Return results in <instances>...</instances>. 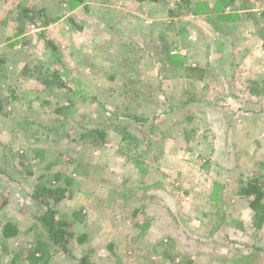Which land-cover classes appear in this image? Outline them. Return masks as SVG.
Segmentation results:
<instances>
[{"label": "rangeland", "instance_id": "1", "mask_svg": "<svg viewBox=\"0 0 264 264\" xmlns=\"http://www.w3.org/2000/svg\"><path fill=\"white\" fill-rule=\"evenodd\" d=\"M53 65L71 90L37 81ZM113 110L147 118L129 127L145 174ZM57 173L58 218L87 239L50 264H264L238 193L264 177V0H0V264L36 238L31 195Z\"/></svg>", "mask_w": 264, "mask_h": 264}, {"label": "trees", "instance_id": "2", "mask_svg": "<svg viewBox=\"0 0 264 264\" xmlns=\"http://www.w3.org/2000/svg\"><path fill=\"white\" fill-rule=\"evenodd\" d=\"M139 3L153 2L156 3L159 0H135ZM234 0H218V5L224 9L233 5ZM24 14L29 16L32 23H34L33 12L31 10H24ZM235 14H230L229 17ZM47 47L52 51L54 63L64 67V62L59 49L56 44L51 41H46ZM54 66V65H53ZM56 66V65H55ZM45 69L40 71L37 76V81L43 86L51 89L53 87L63 88L71 90L65 81L64 76L57 68ZM187 76L190 75V68H186ZM254 90L252 89V92ZM109 120H112L116 128L124 134V143L121 148V154L125 156L129 161L134 162L136 167L146 173L144 165V159L142 158L146 151L142 152V145L145 144V136L140 139L138 133L129 127L136 126L141 129L145 135V129L147 127V118L140 117L133 114H125L122 111H112L109 113ZM130 120L131 123L127 121ZM98 128L94 130H88L80 135L79 139H90L91 143H95L96 134ZM101 140L106 139V132H100ZM92 139V140H91ZM188 140V138H187ZM141 149V150H140ZM61 174L57 173L54 179L48 184L37 187V189L31 195L34 203L39 207L38 211L33 214L35 224L33 229L35 231L36 238L27 247L21 248L15 252L12 260L13 264H50L51 253L50 249L53 247H59L62 250L68 252V247L71 243L83 245L86 242V235L79 234L73 229L72 224L65 219L58 218V212L54 208L55 205L61 203L69 195V182L61 184ZM238 193L244 198L248 199V208L252 212V227L255 234L260 233L264 229V177L261 175L253 176L245 182H240ZM6 206L5 203H0V211ZM3 237L5 239H11L18 235L17 226L8 221L3 225ZM256 252H260L261 248L254 246ZM87 264H92L86 259ZM191 263V262H190Z\"/></svg>", "mask_w": 264, "mask_h": 264}, {"label": "crops", "instance_id": "3", "mask_svg": "<svg viewBox=\"0 0 264 264\" xmlns=\"http://www.w3.org/2000/svg\"><path fill=\"white\" fill-rule=\"evenodd\" d=\"M231 6H233V5H231ZM231 6H229V7H231ZM229 7H227V8H229ZM232 9H233V7H232Z\"/></svg>", "mask_w": 264, "mask_h": 264}]
</instances>
